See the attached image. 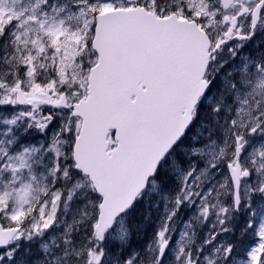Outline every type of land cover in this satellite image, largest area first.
Masks as SVG:
<instances>
[{
	"label": "snow or ice",
	"instance_id": "6c2138e0",
	"mask_svg": "<svg viewBox=\"0 0 264 264\" xmlns=\"http://www.w3.org/2000/svg\"><path fill=\"white\" fill-rule=\"evenodd\" d=\"M0 264H264V0H0Z\"/></svg>",
	"mask_w": 264,
	"mask_h": 264
}]
</instances>
